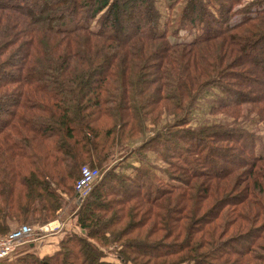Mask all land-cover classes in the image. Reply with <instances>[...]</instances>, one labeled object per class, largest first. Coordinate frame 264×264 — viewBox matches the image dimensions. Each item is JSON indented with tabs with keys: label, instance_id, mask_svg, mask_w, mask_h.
Returning <instances> with one entry per match:
<instances>
[{
	"label": "trees",
	"instance_id": "16d2710c",
	"mask_svg": "<svg viewBox=\"0 0 264 264\" xmlns=\"http://www.w3.org/2000/svg\"><path fill=\"white\" fill-rule=\"evenodd\" d=\"M241 1L0 0V237L65 204L82 231L0 264H264V139L235 125L264 121V0ZM203 96L234 125L193 127Z\"/></svg>",
	"mask_w": 264,
	"mask_h": 264
},
{
	"label": "rangeland",
	"instance_id": "374dc122",
	"mask_svg": "<svg viewBox=\"0 0 264 264\" xmlns=\"http://www.w3.org/2000/svg\"><path fill=\"white\" fill-rule=\"evenodd\" d=\"M245 0H242L241 2H244ZM245 6L242 7H235L232 12L233 14H238V12H240L242 9H244ZM126 24V23H125ZM255 59L257 58L256 56H254ZM257 87L259 88H263L264 87V78H262L257 84ZM251 93V91H250ZM210 98L208 96H203L202 98H200V100L198 101V103L196 104V109H195V113L192 114L191 117V122H192V126L193 127H197L200 124H204V123H213V122H219V123H224V124H233V121H231L230 119H224L222 114H210L208 113V107L207 104L209 102ZM170 121H172V116H167L164 115L161 121V125H166L169 124ZM234 125V124H233ZM237 125V127H241L243 129L246 130H250L256 137V142L257 145H262L263 141L261 142V140L264 139V121H259L256 119H254L252 116H248V117H241L239 119V121L235 124ZM139 144V141H137V145ZM118 152H124V150L122 151L121 149H119V147H115L113 148V151L111 153H113V156L110 158V160H113L114 158H116L118 155H120L121 153ZM233 160V159H232ZM222 165V164H221ZM152 166H154L156 169H160L162 172V169L165 168V166L163 167L162 163L160 161H157L155 164L153 163ZM220 165L217 164H213L212 165V170L218 169ZM242 170H238V171H242L240 173V175L238 176V178L243 177L246 174V168L243 166V168H241ZM237 171V173H238ZM214 172V171H213ZM236 173V172H234ZM233 173V176H235ZM248 175V174H246ZM237 177V175H236ZM235 178V177H234ZM231 182V181H230ZM237 193H240L239 191H237ZM260 198L262 199V197L260 196ZM264 200V199H263ZM225 215V213H224ZM55 222V224L58 225V229H56L55 231L51 232L50 234H48V238L45 240L44 243H39V246L36 245V243H32L30 242V244H32V246L29 247L28 249V245L30 244H23L20 245L16 251H22V252H33L35 254H37L38 256H43L45 254L51 253L53 251L56 250V248L58 247L59 244V239H61L65 233H69L68 231H72L73 229L78 231L79 234L82 233V231L78 228L75 227V218H73V212H71V206L68 204L63 205L61 210H58V215L57 218H51L47 221H44L43 223H30L28 226H33V227H41L44 224H48L49 222ZM17 223V222H16ZM12 225L11 228H15V226L20 225L21 223H17V224ZM221 224H223V222H221ZM36 237V236H35ZM48 245V247H47ZM46 246V247H45ZM21 252V253H22ZM108 258L113 259V254H111L110 252H107Z\"/></svg>",
	"mask_w": 264,
	"mask_h": 264
},
{
	"label": "built area",
	"instance_id": "2783aa9c",
	"mask_svg": "<svg viewBox=\"0 0 264 264\" xmlns=\"http://www.w3.org/2000/svg\"><path fill=\"white\" fill-rule=\"evenodd\" d=\"M250 1L252 0H245L239 3L238 7H246ZM80 169V176L75 182V190L80 197H85L90 191L93 181L100 177V173L96 168H91L88 165H83ZM56 229H58V225L54 221L44 224L41 227H33L31 225L15 227L14 230L0 237V260L11 256L20 245L25 243L30 244L32 242L37 245L44 243L48 238V234Z\"/></svg>",
	"mask_w": 264,
	"mask_h": 264
},
{
	"label": "crops",
	"instance_id": "0c3cea01",
	"mask_svg": "<svg viewBox=\"0 0 264 264\" xmlns=\"http://www.w3.org/2000/svg\"><path fill=\"white\" fill-rule=\"evenodd\" d=\"M37 245V244H36ZM30 246H32V245H30ZM46 247V246H45ZM47 247H48V245H47Z\"/></svg>",
	"mask_w": 264,
	"mask_h": 264
}]
</instances>
